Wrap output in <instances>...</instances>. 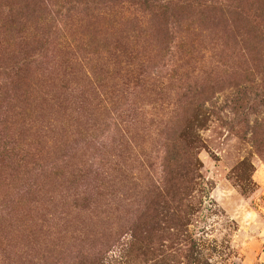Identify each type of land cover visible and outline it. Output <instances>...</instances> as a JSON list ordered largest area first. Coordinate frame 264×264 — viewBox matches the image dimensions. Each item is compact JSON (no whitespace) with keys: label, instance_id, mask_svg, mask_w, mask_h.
Returning a JSON list of instances; mask_svg holds the SVG:
<instances>
[{"label":"rangeland","instance_id":"1","mask_svg":"<svg viewBox=\"0 0 264 264\" xmlns=\"http://www.w3.org/2000/svg\"><path fill=\"white\" fill-rule=\"evenodd\" d=\"M0 0V264H264V0Z\"/></svg>","mask_w":264,"mask_h":264},{"label":"trees","instance_id":"2","mask_svg":"<svg viewBox=\"0 0 264 264\" xmlns=\"http://www.w3.org/2000/svg\"><path fill=\"white\" fill-rule=\"evenodd\" d=\"M149 1H151V0H149ZM144 2L147 4V3H149L147 0H144Z\"/></svg>","mask_w":264,"mask_h":264}]
</instances>
